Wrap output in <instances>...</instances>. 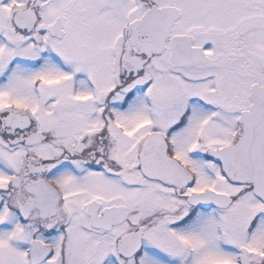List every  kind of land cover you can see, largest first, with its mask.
<instances>
[{
	"label": "snow or ice",
	"instance_id": "6c2138e0",
	"mask_svg": "<svg viewBox=\"0 0 264 264\" xmlns=\"http://www.w3.org/2000/svg\"><path fill=\"white\" fill-rule=\"evenodd\" d=\"M0 264H264V0H0Z\"/></svg>",
	"mask_w": 264,
	"mask_h": 264
}]
</instances>
